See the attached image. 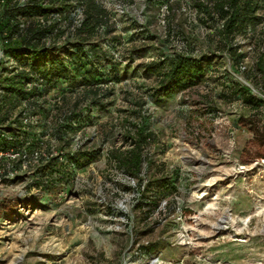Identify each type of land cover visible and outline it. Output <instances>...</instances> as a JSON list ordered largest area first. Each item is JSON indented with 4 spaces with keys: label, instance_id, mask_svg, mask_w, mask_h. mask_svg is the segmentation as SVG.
Masks as SVG:
<instances>
[{
    "label": "rangeland",
    "instance_id": "obj_1",
    "mask_svg": "<svg viewBox=\"0 0 264 264\" xmlns=\"http://www.w3.org/2000/svg\"><path fill=\"white\" fill-rule=\"evenodd\" d=\"M102 2L114 29L95 41L119 62V73L108 70L102 80L113 89L109 105L91 106L68 150L53 149L54 179L48 163L0 161V264H264V147L254 132L263 126L264 102L255 109L242 98L248 92L264 101L261 76L248 82L264 9L256 34L247 29L234 41L238 65L218 51L221 23L205 24L193 0ZM212 51L197 84L153 97L158 77L147 63ZM58 93H50L52 103ZM139 132L145 162L135 178L115 157L130 152ZM81 145L94 158L79 168L70 157ZM139 183L156 202L142 210Z\"/></svg>",
    "mask_w": 264,
    "mask_h": 264
},
{
    "label": "trees",
    "instance_id": "obj_2",
    "mask_svg": "<svg viewBox=\"0 0 264 264\" xmlns=\"http://www.w3.org/2000/svg\"><path fill=\"white\" fill-rule=\"evenodd\" d=\"M193 1L206 14L205 24L221 23L218 51L233 54L240 65L243 57L237 54L234 41L247 29H253L256 34L262 22L259 13L264 9V0ZM113 29L110 12L102 0H0V153L14 150L20 155L17 160L0 156V161L12 166L19 162L33 161L37 165L45 162L54 179L59 171L53 149L68 150L79 128L76 124L91 106L104 109L109 105L106 99L112 96L113 89L103 87L109 81L102 80L105 74L112 73L108 70L119 73V62L95 40L109 35ZM257 40L260 51L248 82H258L261 76L264 86V38L260 36ZM214 56V51L197 57L179 53L147 63L145 71L158 77L153 97L170 98L197 84L207 74ZM81 77L84 88L69 97L76 93L75 84ZM64 83L68 87L61 90L60 85ZM56 90L59 93L52 103L49 96ZM242 98L247 106L255 109L264 102L248 92ZM35 123L42 132L34 129ZM254 132L261 137L264 147V122ZM47 135V144L40 141ZM131 139L135 144L130 152H121L115 158L125 173L139 178L145 162V137L139 132ZM87 149L81 145L70 157L75 166L82 168L94 158L93 151ZM84 158L87 161L82 163ZM261 159L264 160V155ZM45 178L43 183L50 182ZM142 185L137 186L141 210L145 208L144 203L156 204L146 185L143 188Z\"/></svg>",
    "mask_w": 264,
    "mask_h": 264
},
{
    "label": "built area",
    "instance_id": "obj_3",
    "mask_svg": "<svg viewBox=\"0 0 264 264\" xmlns=\"http://www.w3.org/2000/svg\"><path fill=\"white\" fill-rule=\"evenodd\" d=\"M0 156L9 158L11 160H17L20 155H19V153L15 152L14 150H11V151L6 152V153H0Z\"/></svg>",
    "mask_w": 264,
    "mask_h": 264
}]
</instances>
